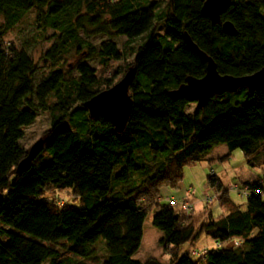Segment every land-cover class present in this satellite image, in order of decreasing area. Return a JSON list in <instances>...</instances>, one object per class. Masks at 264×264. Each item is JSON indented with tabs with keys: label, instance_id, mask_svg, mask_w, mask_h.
Returning a JSON list of instances; mask_svg holds the SVG:
<instances>
[{
	"label": "trees",
	"instance_id": "1",
	"mask_svg": "<svg viewBox=\"0 0 264 264\" xmlns=\"http://www.w3.org/2000/svg\"><path fill=\"white\" fill-rule=\"evenodd\" d=\"M206 1L169 0L161 10L155 0H0V264L57 263L60 252L55 246L61 242L72 255L90 258L100 239L107 243L104 264H162L133 258L150 214L164 233L160 243L171 264H264L263 177L241 183L251 192L244 209L211 173L209 184L227 213L215 219L208 212V220L200 224L194 210L176 211L169 201L163 204V190L179 188L185 167L216 146L242 149L249 159L264 151V88L214 95L195 113L187 112L195 100L170 95L188 77L202 78L207 71V61L185 43V33L223 75L245 76L264 69V0H233L217 25L203 14ZM33 9L38 28L54 30L56 41L45 55L54 65L85 48L87 58L126 59L114 41L96 48L87 40L94 35L144 37L122 75L136 70L130 88L133 109L123 132L98 124L84 106L122 77L102 79L80 60L74 71L53 69L37 82L29 51L5 47L3 37ZM226 21L234 24L236 36L225 34ZM173 33L180 34L178 43L171 40ZM167 56L177 72L162 71ZM39 109L50 114L51 128L43 137V151L26 171L18 172L27 156L20 143L24 128L35 122ZM146 152L154 160L167 161L143 181L148 190L112 195L114 184L128 185L134 174H148ZM65 190L82 205L46 197ZM203 236L221 246L199 260L190 251ZM233 240L240 244L225 246ZM188 243L191 248L184 251Z\"/></svg>",
	"mask_w": 264,
	"mask_h": 264
},
{
	"label": "rangeland",
	"instance_id": "2",
	"mask_svg": "<svg viewBox=\"0 0 264 264\" xmlns=\"http://www.w3.org/2000/svg\"><path fill=\"white\" fill-rule=\"evenodd\" d=\"M160 2L161 10H166L169 0H155ZM86 13V9L83 7L82 14ZM38 13L36 9L31 10L25 17L7 34L3 37V43L6 48L15 47L17 49H27L31 54L35 67H36V81L39 82L44 79L53 69L61 68L65 73L74 71V68L78 61L85 60L90 66L96 70V75L100 78L112 77L114 80H119L122 75L127 71L128 64H132L134 61V53L138 45L144 41V37L129 40L125 36H109L106 34H98L87 38L96 48L99 49L103 42L114 41L118 47L124 52L126 59L121 61H104L103 59L95 56L93 58H87L88 48L83 51L73 50L59 65H54L52 61L46 58L47 51L55 43L56 38L53 37L54 30L48 29L43 32L38 28L37 22ZM4 22L0 17V25ZM165 30H163L164 32ZM171 40L175 43L180 41V34H171ZM172 69L178 71V68L171 64L170 56H167L162 65V71ZM77 75V72H74ZM197 111V103H191L187 107L188 113H195ZM98 124L112 127L109 119L98 117L96 118ZM51 128V116L44 110H37V118L35 122L24 128V138L20 141L21 145L28 151L32 146L43 138L46 132ZM147 153V159L145 165L149 169L147 175L134 174L128 185L122 183L114 184L112 188V195H119L122 191L137 190V194L141 191L148 190V187H142L143 181L154 174V172L160 168L162 163H166L164 157L154 160V157ZM230 154L227 159L223 157ZM253 164H256L254 167ZM215 173L220 176L225 183V187L229 191V196L236 203L246 208L247 198L241 196L238 192L232 189L235 184H241L248 179L254 177H264V151H260L252 158H247L245 152L242 149H235L231 151L225 144L216 146L211 151L204 155V158L192 165L185 167L184 180L179 188H165L163 190V197H171L178 202L175 206L176 211H181V203L188 202L193 206L194 215L197 219V224H200L209 218V213H212V217L215 219L222 217L226 209L221 205L219 199H215L212 202H207L211 197H217V190L212 188L209 184V176L211 173ZM187 191H192L188 194ZM47 199L52 200L59 198V203H67L80 207L82 204L80 199H75L71 191H56L55 194L49 192ZM168 203L164 201L163 204ZM153 214L147 216L144 224V238L139 251L133 256L134 259L146 263L150 260H158L162 264H171V257L165 253L161 246V240L164 237V233L153 225ZM63 242L58 246H55L60 252V257L57 263L53 264H104L108 257L107 243L104 239H100L96 245L93 246L94 253L88 257L74 256L63 247ZM198 248L215 246L214 241L203 236L197 244ZM191 248L190 243L186 244L183 248L184 251H188ZM45 264H51L48 261Z\"/></svg>",
	"mask_w": 264,
	"mask_h": 264
},
{
	"label": "water",
	"instance_id": "3",
	"mask_svg": "<svg viewBox=\"0 0 264 264\" xmlns=\"http://www.w3.org/2000/svg\"><path fill=\"white\" fill-rule=\"evenodd\" d=\"M233 0H207L203 6V14L213 25L222 23V15L232 6ZM223 31L229 36H236L238 31L231 21L223 22ZM187 45L198 51L207 61V71L204 77H188L179 88L170 92L175 99L190 98L196 101L197 108H203L208 99L214 95L235 93L239 89L246 88L249 92L259 91L264 88V69L245 76L223 75L219 73L217 64L213 58L203 52L191 39L188 33L184 34ZM136 70L131 68L113 87L100 92L87 101L84 106L89 110L91 118L103 117L109 119L112 126L123 132L129 122L133 100L130 88L135 78ZM45 139L41 138L31 149L27 156L18 165V172L26 171L36 157L43 151ZM3 194H0V203Z\"/></svg>",
	"mask_w": 264,
	"mask_h": 264
},
{
	"label": "built area",
	"instance_id": "4",
	"mask_svg": "<svg viewBox=\"0 0 264 264\" xmlns=\"http://www.w3.org/2000/svg\"><path fill=\"white\" fill-rule=\"evenodd\" d=\"M212 174H215L214 172ZM262 182L264 183V177L262 179ZM233 190H235L236 192H238L241 196L243 197H248L250 195V190L247 186H243L242 184H235L233 187H232ZM188 194H191L192 191H187ZM218 196L217 197H211L207 200V202H212L214 201L215 199H218ZM163 199H165L166 201H169L170 203H172L173 205H176L178 202H176V200H173L171 197H164ZM181 209L182 211L184 212H191L193 210V206L191 204H189L188 202H182L181 204ZM240 244V242L238 240H233V241H230L229 243H226L225 246L227 247H233V246H238ZM221 245L218 244V243H215V246L216 248L220 247ZM211 248L209 247H203V248H193L191 249L190 253L191 255L196 258V259H199V260H205V256L207 255L208 251L210 250Z\"/></svg>",
	"mask_w": 264,
	"mask_h": 264
},
{
	"label": "crops",
	"instance_id": "5",
	"mask_svg": "<svg viewBox=\"0 0 264 264\" xmlns=\"http://www.w3.org/2000/svg\"><path fill=\"white\" fill-rule=\"evenodd\" d=\"M255 166H256V164H255ZM218 176V175H217ZM219 178H220V176H218ZM260 177H254L253 179H248L247 181H255V180H258ZM221 179V181L223 182V184H224V186H226L225 185V183H224V181H223V179L222 178H220ZM247 181H245V182H247ZM181 186V185H180ZM226 213H227V211L225 212V215H226ZM196 217V216H195ZM197 244V243H196ZM197 247V246H196Z\"/></svg>",
	"mask_w": 264,
	"mask_h": 264
}]
</instances>
